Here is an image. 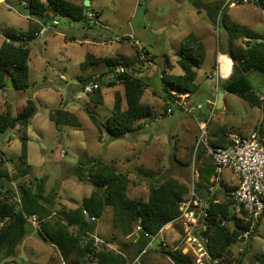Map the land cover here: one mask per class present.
<instances>
[{
	"label": "rangeland",
	"instance_id": "rangeland-1",
	"mask_svg": "<svg viewBox=\"0 0 264 264\" xmlns=\"http://www.w3.org/2000/svg\"><path fill=\"white\" fill-rule=\"evenodd\" d=\"M18 1L19 5H26L28 2V0H0V45L7 31L26 33L38 23L21 12L17 5ZM178 2L92 0L90 8L98 13L99 24L96 26H87L83 21L57 16L55 18L57 24L48 21L42 25L44 29L41 34L35 35L28 41L31 86L26 91L13 88L0 90V112L7 106L15 110L28 97L34 100L37 111L27 129L31 137L28 142V174L23 179L33 176L43 178L45 193L56 192L52 207L56 215L68 208L76 207L82 198L89 195L92 185L79 181L72 169L79 164L90 165L91 160L95 158L114 163L118 172L128 175L127 195L131 198L146 200L150 185L159 184L166 178H176L187 184H190L192 178L196 179L199 163L197 153L201 147L195 148L198 131L193 133L188 130L190 127L194 128V117L199 112L205 113L208 117L211 109L207 106L208 100L221 89V73L217 77L211 70L217 69L218 51L221 54L219 57L221 71V59L228 57L219 50L226 43L222 37L223 34L226 37V32L222 25L219 28L215 22V37L217 36L218 40L214 44L216 55L212 59L211 54H207L198 70L194 82L197 89L192 96L182 95L180 98L189 103V107L200 103L202 108L195 109L191 115L182 110L175 101L171 102L173 113L165 115L164 107H167L165 101L155 96L156 91L163 92L164 89L160 78L162 55L168 54L170 61L177 65L176 59L183 35L194 30L190 26V9L193 13L191 14L193 21L202 16L196 14L187 0ZM180 3L181 7H176ZM243 8H254L253 14L258 15V22L247 24L246 20L251 18L252 13L245 11L242 13L240 10ZM227 13L228 18L225 23L230 28H234L238 36L254 31L264 34V11L256 6L253 0L243 7L225 10L222 14L227 15ZM128 37L131 40L127 39ZM241 39L238 38L237 41H242ZM133 41H137V44L135 45ZM135 47L137 49L144 47L148 50L154 56V62L150 64L142 57L140 61L137 60ZM87 55L112 59L124 57L129 59V64L137 75L147 79L150 86L145 90L143 102L152 105L153 111L150 118L134 123L141 125L140 131L134 130L133 135L128 134L129 136L111 141L107 135L100 133L92 122L84 108H89L93 115L105 121L112 112L114 92L116 90L122 92V86H101V102H97L96 93L84 92L83 84L78 81L79 77L87 79L90 75L94 77L96 72L109 71L105 62L82 68L81 62ZM177 69L182 72L179 66ZM222 73L228 75L230 71ZM104 75L101 77L103 82L99 80L102 84L107 83L113 76L110 72ZM99 76L96 75V78ZM248 76L256 94L264 96V77L257 72H252ZM93 77L88 78L87 81H92ZM59 106L75 114L79 127L66 125L60 131L56 130L48 114L51 109ZM208 127L209 140L211 132L224 129L239 134L256 132L264 145V97L260 105H253L235 94L225 93L224 105L215 107ZM0 152L7 158L6 168L13 177L17 168L21 166L19 139L10 132L0 134ZM231 177H233L231 170L224 169L222 178L228 180ZM20 181L14 178L9 184L16 187ZM178 224L182 232L174 224L168 223L160 230L156 239L164 242L169 248L176 247L184 253H189V247L183 238L184 225L181 222ZM30 227L32 230L30 229L18 246L17 256L3 261L5 264H68L62 262L55 246L39 237L36 232L37 225ZM136 231L134 230V233ZM94 234L97 243L113 238V242L107 245L114 250L136 237V235L124 237L114 227L113 210L110 206L97 221ZM147 249L142 256L143 252L134 255L131 262L172 264L161 252L152 250L151 247ZM239 250L243 251L240 264H263L257 258L264 257V215L259 218L246 244L238 239L232 245L236 257L239 256ZM85 261L88 264H97L94 260L85 259ZM70 264L83 263L72 261Z\"/></svg>",
	"mask_w": 264,
	"mask_h": 264
},
{
	"label": "trees",
	"instance_id": "trees-1",
	"mask_svg": "<svg viewBox=\"0 0 264 264\" xmlns=\"http://www.w3.org/2000/svg\"><path fill=\"white\" fill-rule=\"evenodd\" d=\"M253 2L264 11V0H253ZM192 3L197 10L202 8L200 0H193ZM222 3L223 1L219 0L209 5H202L210 21L216 22L219 28L222 25L226 31V43L219 50L228 55L222 57L221 68L230 73L221 74L220 91L235 94L253 105H260L262 97L256 94L248 75L257 72L264 77V37L249 36L248 40L239 43L237 39L246 36V33L238 36L234 28L227 26L224 21L225 14H222L226 6L222 7ZM17 5L21 12H25V15L38 23L26 33L10 30L5 34L0 45V90L3 91L9 89L8 80L13 84L14 90L26 91L31 86L28 67L30 48L27 43L42 29L43 24L54 21L57 16L83 21L87 26L99 24L98 13L90 8L91 4L86 7L84 0H28L26 5H19V1ZM88 10L95 14L91 23L86 15ZM127 39L131 40L129 37ZM133 42L136 45L135 41ZM135 48L136 59L139 60L141 54L137 47ZM141 49L146 59L154 62V56L145 48ZM162 57L164 65L160 78L166 94L163 100L166 102V98L170 97L171 102H175L179 101L182 95L187 97L192 95L197 89L194 84L197 72L205 58L203 44L193 34L182 40L176 61L182 69L180 74H167L170 58L167 54H163ZM100 62H105L109 68L108 72L113 76L105 84L99 82V80L103 82L101 76L97 78L92 76V81L98 82V88L90 92L97 94V102L102 101L101 86L103 85H121L122 92L118 90L114 92L112 112L105 121L93 115L89 108L84 109L99 132L107 135L112 141L141 128V126L136 127L134 123L152 116V105L142 101V96L150 85L147 79L134 72L129 59L124 57L112 59L87 55L81 62V67ZM119 65L124 66L125 69L121 73H115V68ZM211 72L215 73V68H212ZM88 78L81 79L82 89L88 83ZM173 90L174 93L171 92ZM207 106L211 107L210 104ZM168 107L164 108L165 115L168 114ZM36 111L34 100L28 97L15 110L7 106L0 112V134L10 132L17 135L20 141L21 163L12 177L6 168L7 158L0 152V264H5L3 261L17 256L18 246L29 233L30 226H33L30 217H34L37 222L36 232L39 237L55 246L62 262L68 264L72 261L88 264L85 259L94 260L97 264H139L132 263V257L141 254L143 250L147 252L151 238L157 237L166 224L172 223L182 232L181 226L174 220L180 213V202L189 193V184L176 178H166L159 184L150 185L146 200L131 198L127 195L128 175L118 172L113 163L101 158L92 159L90 165L79 164L73 167L72 172L78 180L90 183L93 188L87 197L82 198L79 205L56 215L52 210L53 196L56 192L45 193L43 178L33 176L23 179L28 174L27 129ZM48 117L57 131L66 125L79 126L75 114L61 107L51 109ZM206 117L205 115V119ZM228 133L230 132L224 129L214 131L209 143L214 148L228 146ZM257 136L262 141L258 134ZM197 160L199 161L198 178L194 189L196 198L207 205L210 215L209 219L207 218L209 252L213 257H225L230 264H240L243 251L241 250L236 257L232 245L236 243L242 230L248 228L249 222L233 212L231 192L235 186L224 185V192L214 191L210 194L207 186L214 171L212 158L204 148H199ZM14 178L21 180L16 187L9 184ZM109 206L113 210L114 227L120 234L128 238L136 235L134 240L124 243L123 246L120 245L117 250L107 245L113 242V238L102 243L95 241L97 221L103 217ZM263 215L264 213L259 218ZM90 217H94V220ZM223 218L226 219L225 225L220 224ZM134 230H137V234ZM151 249L167 256L172 264H193L189 253H183L176 247L169 248L160 240L158 247L153 244ZM257 259L264 264V257Z\"/></svg>",
	"mask_w": 264,
	"mask_h": 264
},
{
	"label": "built area",
	"instance_id": "built-area-1",
	"mask_svg": "<svg viewBox=\"0 0 264 264\" xmlns=\"http://www.w3.org/2000/svg\"><path fill=\"white\" fill-rule=\"evenodd\" d=\"M247 2L248 0H227L226 5L234 7ZM86 15L90 23L93 22L95 14L88 10ZM53 23L57 24V21L54 20ZM43 29L44 27L35 35H40ZM138 50L141 54L140 57L145 59L142 49L138 47ZM147 61L149 60L147 59ZM124 69L122 65L116 66L115 73H121ZM214 74L218 77L219 64ZM96 88H98V82L90 81L83 90L84 92H90ZM176 104L191 115L195 109L202 108L200 103L189 107V103L185 102L184 99L176 101ZM208 104L211 105V109L204 121L201 122L198 117H194L198 131L195 148H204L205 152L212 158L214 171L207 186V191L210 194L214 191L224 192L222 178L224 169L231 170L232 174L238 178V185L231 192V200L233 202V212L249 222L248 228L242 230L238 238L246 244L258 223L259 216L264 213V145L256 132L246 134L230 132L228 133L229 145L214 148L209 143L207 124L215 109L216 102L209 100ZM172 111V107L169 106L167 113H172ZM195 181L194 178L190 181L189 193L180 202V213L174 221L181 222L184 225L183 238L189 247L193 264H230L225 257H213L209 252L210 237L207 218L209 219L210 215L207 211V205L201 203L195 196ZM83 212L87 215L85 211ZM90 219L94 220V217H90ZM29 220L34 227L37 225L34 217H30ZM225 223L226 219L223 218L220 224L225 225ZM154 240H157L156 236L151 238L147 247H151ZM142 252H145V250Z\"/></svg>",
	"mask_w": 264,
	"mask_h": 264
},
{
	"label": "crops",
	"instance_id": "crops-1",
	"mask_svg": "<svg viewBox=\"0 0 264 264\" xmlns=\"http://www.w3.org/2000/svg\"><path fill=\"white\" fill-rule=\"evenodd\" d=\"M173 2H178L179 0H172ZM188 2H189V4L192 6V8H194L195 9V12H196V14L197 15H201L202 14V16L201 17H197V19H195L194 21L192 20V15L191 14H193L192 13V10L190 9V15H189V19H190V22H191V27H192V29H194L193 30V32H186V34H184L183 35V38H182V40H184V38L185 37H187L189 34H193L194 35V37L197 39V40H199L202 44H203V46H204V49H205V58H206V56H207V54L208 53H210L211 54V56H212V59H214V57H215V55H216V53H215V46H214V44H215V42L216 41H218L217 40V36L215 37V32H216V26L214 25L215 23H213V22H211L210 21V19L208 18V16H207V14H206V10L205 9H203V6L202 5H209L210 3H212V2H216V1H219V0H200L201 1V9L200 10H197L195 7H194V5H193V3H192V1L193 0H187ZM223 1V3H222V7H224V6H226V9L225 10H227V11H229V9L230 8H236V7H239V6H245L246 4H249L250 2H247V3H240V4H238V5H236V6H234V7H228L227 5H226V1L227 0H222ZM179 3V2H178ZM90 4H92V0H91V3ZM181 7V3H180V5L178 4L176 7ZM178 7V8H179ZM242 13H243V11H245V13H249V14H251L252 16H251V18L249 19L248 18V20H246V22H247V24H254V23H257L258 22V20H259V18L257 17L258 15L256 14L255 15V13L253 14V11H255V9L254 8H251V9H247V8H243V9H241L240 10ZM224 12V11H223ZM227 18H228V13H227V15H225L224 16V21L225 20H227ZM192 22H194V24H192ZM226 32V31H225ZM249 36H258V37H264V34H261V33H257V32H247L246 33V36H244V37H242V41H246V40H248V37ZM222 37H223V40H226V37H225V35L223 34L222 35ZM242 41H238V42H242ZM144 48V47H143ZM166 54V53H165ZM168 55V54H167ZM220 53H219V51L217 52V61H218V64H219V57H220ZM169 57V56H168ZM170 58V57H169ZM178 58V57H177ZM205 58H204V60H205ZM29 59H30V55H29ZM176 61H177V59H176ZM204 62V61H203ZM150 64H152L151 63V61L149 62ZM176 64H177V62H176ZM163 65H164V63H163ZM177 66L178 65H174L173 63H172V61H170V66H169V68H167L166 69V73L167 74H180V72L178 71V69H177ZM133 68V67H132ZM175 70V71H174ZM210 70H211V63H210ZM223 71H227V70H223L222 69V71H221V69H220V66H219V73H221L222 74V72ZM107 73H109V72H107ZM106 73V71H101V72H99V73H97L96 72V74H95V76L96 75H100L101 77L102 76H105L104 74H107ZM182 73V72H181ZM211 73V72H210ZM209 73V74H210ZM209 74H208V76H209ZM197 75H198V72H197ZM93 75H90V76H88V77H92ZM107 78H109L108 76H107ZM112 78V77H111ZM111 78H109V80L111 79ZM196 78H197V76H196ZM81 79H85L84 77H79L78 78V81L80 82V83H82L81 82ZM196 80V79H195ZM195 82V81H194ZM196 85V84H195ZM116 86V85H115ZM197 86V85H196ZM117 91V90H116ZM171 92H173V91H171ZM145 93V92H144ZM156 97H158L159 99H163V97L164 96H166V94H165V92L163 91V92H159V91H156ZM225 94V93H224ZM224 94H223V97H222V105H224ZM143 96H144V94H143ZM143 96H142V101H143ZM192 96V95H191ZM261 96V95H260ZM182 97V96H181ZM262 97H264V96H262ZM191 98V97H190ZM217 98H218V93H215V95H212V97H210V101L212 100V101H215V102H217ZM208 100V101H209ZM188 102H190V99L188 100ZM165 103H167V107L170 105L171 106V98L170 97H167L166 98V102ZM72 105L73 104H71V107H72ZM60 107V106H59ZM215 107H216V105H215ZM62 108V107H61ZM165 108V107H164ZM63 109H65V108H63ZM66 110V109H65ZM67 111H69V110H67ZM70 112V111H69ZM73 113V112H72ZM196 117H198V120H200L201 122L202 121H204L205 120V113H202V112H199V114L196 116ZM49 118V117H48ZM50 120V119H49ZM52 122V121H51ZM136 122H138V121H136ZM194 122H195V120H194ZM53 123V122H52ZM141 123V122H140ZM53 125H54V123H53ZM136 127L138 126H141V125H139V124H137V125H135ZM29 127V126H28ZM79 127V126H78ZM209 127H208V124H207V129H208ZM139 129H141V128H138V130ZM137 130V129H136ZM140 131V130H139ZM193 132V133H197V125H196V123H195V126H194V128H192V127H190V129L188 130V132ZM215 131V130H214ZM213 131V132H214ZM134 132V131H133ZM130 133L131 135H133L134 133ZM208 132H210V129H208ZM213 132H211V134H210V137H212V134H213ZM28 134V133H27ZM14 136H17V135H15V134H13ZM129 136V135H128ZM28 137H29V140H30V135H28ZM18 138V137H17ZM29 140H28V142H29ZM145 140H147V139H145ZM144 140V141H145ZM131 146V145H130ZM27 162H28V160H27ZM112 163V162H111ZM114 164V163H113ZM115 166V165H114ZM196 173H197V177H196V179L195 180H197V178H198V170L196 171ZM213 175V174H212ZM210 179H211V177H210ZM223 185H226V186H228V187H233V186H235V188L237 187V185H238V178L235 176V175H233V177H231V178H229L228 180H225L224 178H223ZM234 188V189H235ZM225 190V189H224ZM90 194V193H89ZM85 197H87V196H85Z\"/></svg>",
	"mask_w": 264,
	"mask_h": 264
},
{
	"label": "water",
	"instance_id": "water-1",
	"mask_svg": "<svg viewBox=\"0 0 264 264\" xmlns=\"http://www.w3.org/2000/svg\"><path fill=\"white\" fill-rule=\"evenodd\" d=\"M90 3H91L90 0H84V5H85L86 7H89V6H90ZM23 13H25V12H23ZM7 83H8V87H9V88H13V84L11 83L10 80H8ZM224 93H225L224 90L218 92V98H217V102H216V107H217V108L222 106V97H223V94H224ZM154 246H155V247H158V241H157V240H154Z\"/></svg>",
	"mask_w": 264,
	"mask_h": 264
}]
</instances>
